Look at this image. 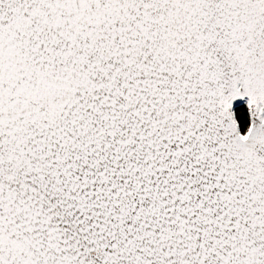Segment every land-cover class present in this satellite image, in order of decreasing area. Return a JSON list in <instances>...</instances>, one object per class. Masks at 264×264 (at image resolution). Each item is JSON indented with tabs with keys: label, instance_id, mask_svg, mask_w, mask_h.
I'll return each instance as SVG.
<instances>
[{
	"label": "water",
	"instance_id": "1",
	"mask_svg": "<svg viewBox=\"0 0 264 264\" xmlns=\"http://www.w3.org/2000/svg\"><path fill=\"white\" fill-rule=\"evenodd\" d=\"M259 112L264 0H0V264H264Z\"/></svg>",
	"mask_w": 264,
	"mask_h": 264
},
{
	"label": "trees",
	"instance_id": "2",
	"mask_svg": "<svg viewBox=\"0 0 264 264\" xmlns=\"http://www.w3.org/2000/svg\"><path fill=\"white\" fill-rule=\"evenodd\" d=\"M234 120L241 135H245L249 129L250 119L247 105L243 104L234 109Z\"/></svg>",
	"mask_w": 264,
	"mask_h": 264
},
{
	"label": "bare ground",
	"instance_id": "3",
	"mask_svg": "<svg viewBox=\"0 0 264 264\" xmlns=\"http://www.w3.org/2000/svg\"><path fill=\"white\" fill-rule=\"evenodd\" d=\"M259 115L261 116L262 119H264V114L259 112Z\"/></svg>",
	"mask_w": 264,
	"mask_h": 264
}]
</instances>
